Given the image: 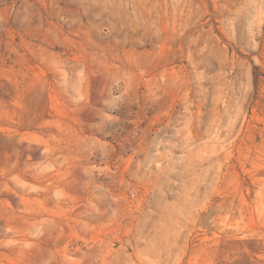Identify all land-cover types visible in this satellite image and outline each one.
<instances>
[{"label": "rangeland", "instance_id": "rangeland-1", "mask_svg": "<svg viewBox=\"0 0 264 264\" xmlns=\"http://www.w3.org/2000/svg\"><path fill=\"white\" fill-rule=\"evenodd\" d=\"M0 264H264V0H0Z\"/></svg>", "mask_w": 264, "mask_h": 264}]
</instances>
